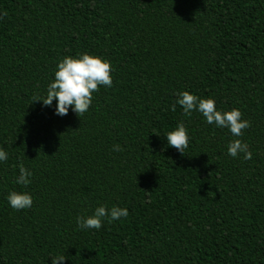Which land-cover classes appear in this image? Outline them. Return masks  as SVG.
<instances>
[{"label":"trees","instance_id":"trees-1","mask_svg":"<svg viewBox=\"0 0 264 264\" xmlns=\"http://www.w3.org/2000/svg\"><path fill=\"white\" fill-rule=\"evenodd\" d=\"M84 52L113 84L82 118L33 102ZM185 90L251 127L185 116ZM181 121L184 154L166 139ZM235 139L251 159L228 154ZM0 148V264H264V0H0ZM14 190L32 207L14 210ZM101 205L129 214L80 229Z\"/></svg>","mask_w":264,"mask_h":264},{"label":"clouds","instance_id":"clouds-1","mask_svg":"<svg viewBox=\"0 0 264 264\" xmlns=\"http://www.w3.org/2000/svg\"><path fill=\"white\" fill-rule=\"evenodd\" d=\"M113 84L112 66L110 61L102 56L84 52L76 56H65L57 65L54 73V80L48 84L46 95L36 96L33 102L42 101L45 106H51L53 101H57L56 114L67 115L71 108L79 117L89 110L93 93L98 92L100 86L111 87ZM184 111V115L190 117L193 111L203 114L208 124H215L221 128H228L235 137H241L243 130L251 127V122L242 119V112L233 108L228 111L217 110L216 102L213 98H200L185 90L179 93L176 101ZM176 103L171 108L176 111ZM157 133V132H156ZM158 134V133H157ZM159 135V134H158ZM169 146L177 149L181 154L189 146V135L185 124L181 121L179 125L166 134ZM119 144L113 146V151H123ZM228 154L237 157L243 153L245 160L252 158L249 145L241 139H235L228 144ZM8 153L0 148V162L7 161ZM32 173L21 163L19 165V175L16 183L27 186L31 183L29 177ZM9 205L14 210L31 208L33 197L26 191H11L7 196ZM128 209L113 206H98L92 215L87 217H77V224L80 229H100L103 220L108 222L119 220L128 216ZM66 256L56 255L52 257V264H60Z\"/></svg>","mask_w":264,"mask_h":264}]
</instances>
